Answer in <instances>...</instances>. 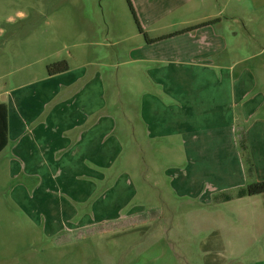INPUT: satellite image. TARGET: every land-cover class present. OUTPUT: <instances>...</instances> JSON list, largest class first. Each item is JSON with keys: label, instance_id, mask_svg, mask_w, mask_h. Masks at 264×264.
Listing matches in <instances>:
<instances>
[{"label": "crops", "instance_id": "obj_1", "mask_svg": "<svg viewBox=\"0 0 264 264\" xmlns=\"http://www.w3.org/2000/svg\"><path fill=\"white\" fill-rule=\"evenodd\" d=\"M187 5L217 12L201 19L213 23L127 52L126 74H136L144 88L138 115L144 146L134 141L136 154L125 156L123 130L108 112L96 61L41 75L11 91L10 105L4 103L3 152L9 147L14 177H26V212L45 220L48 235L145 218L142 206L128 208L138 194L128 170L138 168L141 185L158 191V181L148 176L158 171L150 164L158 153L173 162L165 175L174 194L196 203L239 205L253 198H236L239 189L264 181V45L252 51L262 32L240 40L226 24L245 27L236 12H264V0H162L160 12ZM251 22L263 28L264 14ZM226 196L233 200L224 202Z\"/></svg>", "mask_w": 264, "mask_h": 264}, {"label": "rangeland", "instance_id": "obj_2", "mask_svg": "<svg viewBox=\"0 0 264 264\" xmlns=\"http://www.w3.org/2000/svg\"><path fill=\"white\" fill-rule=\"evenodd\" d=\"M161 4L162 0H0V103L9 106L13 89L55 66L64 69L96 61L105 79L108 112L123 130L125 156L136 154L133 142L144 146L138 118L144 88L136 74H126L127 52L144 41L187 33L208 23L201 22L204 15L217 13L187 5L171 14L160 12ZM261 13L236 12L245 27L226 22L240 40L262 32L252 51L264 45V27L251 22ZM9 152L8 147L0 154V264H264V194L225 209L180 198L165 175L173 162L158 153L156 162L150 161L158 171L148 175L152 183L158 181V191L141 185L138 168L128 170L138 191L128 208L138 211L142 206L139 211L148 212L145 218L88 231H61L53 237L46 233L43 218L31 219L26 212V177H14ZM137 156L142 158L138 152Z\"/></svg>", "mask_w": 264, "mask_h": 264}, {"label": "trees", "instance_id": "obj_3", "mask_svg": "<svg viewBox=\"0 0 264 264\" xmlns=\"http://www.w3.org/2000/svg\"><path fill=\"white\" fill-rule=\"evenodd\" d=\"M212 23L213 22H208L203 25H210ZM203 25L191 28L190 30H188V32L193 31L194 29H197ZM151 42L152 41H149V43ZM65 69L66 67H64L63 69L62 67L55 66V68L50 69L48 73L54 74V73L61 72ZM7 141H8V111H7V106L4 103H0V154L5 149L7 145ZM243 142H244V138H241L240 145L242 148H243ZM247 163L249 165L250 161L248 160ZM263 194H264V181L254 183V184L246 186L245 188L239 189V191L236 194V198L241 199V198H246V197H255V196L263 195ZM231 200H233L231 196H226L225 198H223L224 202H228Z\"/></svg>", "mask_w": 264, "mask_h": 264}]
</instances>
